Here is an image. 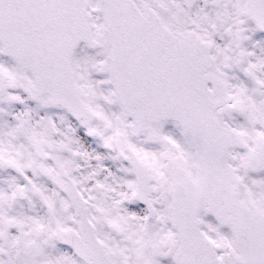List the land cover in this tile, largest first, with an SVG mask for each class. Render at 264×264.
I'll use <instances>...</instances> for the list:
<instances>
[{
	"label": "snow or ice",
	"instance_id": "snow-or-ice-1",
	"mask_svg": "<svg viewBox=\"0 0 264 264\" xmlns=\"http://www.w3.org/2000/svg\"><path fill=\"white\" fill-rule=\"evenodd\" d=\"M0 264H264V0H0Z\"/></svg>",
	"mask_w": 264,
	"mask_h": 264
}]
</instances>
